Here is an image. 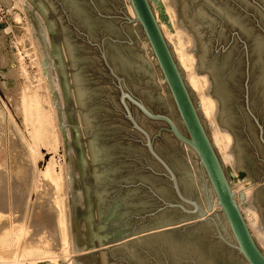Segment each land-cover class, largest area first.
Segmentation results:
<instances>
[{
  "label": "water",
  "instance_id": "obj_1",
  "mask_svg": "<svg viewBox=\"0 0 264 264\" xmlns=\"http://www.w3.org/2000/svg\"><path fill=\"white\" fill-rule=\"evenodd\" d=\"M45 18L84 264H264L160 0H28ZM238 179L264 182V0H170ZM247 205L264 231V185Z\"/></svg>",
  "mask_w": 264,
  "mask_h": 264
},
{
  "label": "rangeland",
  "instance_id": "obj_2",
  "mask_svg": "<svg viewBox=\"0 0 264 264\" xmlns=\"http://www.w3.org/2000/svg\"><path fill=\"white\" fill-rule=\"evenodd\" d=\"M129 3L130 0H123L129 17L133 19L130 12L132 7ZM160 3H167L172 6L170 0H160ZM157 8L158 5L154 4L153 9L157 10ZM172 12L174 20L176 19L175 24L178 25L177 14L174 8ZM165 29L169 35L172 34L170 36L176 38L177 33L175 34L173 30L171 31V28L167 27ZM188 36L190 37V44L186 43L184 48L195 58L190 53L193 47V39L189 34ZM169 41L172 42L171 39ZM170 42L168 43L174 50L175 47ZM174 51L177 60V51ZM178 63L181 67L180 62ZM193 63L195 67L197 63L196 58ZM181 68L183 69V67ZM183 71L186 76L184 69ZM204 76L207 78V84L204 87L205 92H207L210 86L208 75H199V77ZM185 80L187 81L186 77ZM189 86L195 92L200 105L198 92L190 84ZM29 94L36 96L48 115V121L43 125L45 139L40 138L37 142L34 140L35 134L32 133V127L25 125L20 109L23 96ZM209 97L212 98L211 96ZM212 100L215 101L213 98ZM215 105L216 113L217 103ZM201 112L203 114L202 109ZM215 122V126L219 127L216 118ZM207 123L212 139L215 131L208 121ZM218 131H220V128ZM222 133L224 132H221V135ZM225 133L231 137L230 145L226 151L232 156L234 164V157L229 153L233 144V138L229 133ZM45 150L53 152L56 170L60 169V171H63V178L61 179L62 188H60L61 191L54 193V196H52L53 186L49 185L47 179L41 180L39 178L38 180H41V183L38 185V189L35 192L32 191L33 193L31 192L30 196H28L29 207L32 208L40 196V203L46 207L49 206L55 212L57 219L59 210L64 215L67 209L68 215L66 217L70 229V242H67L65 245L59 242L60 236L58 238L55 236V234L60 235L59 228L56 230L57 226L50 229L52 232L44 230V232H47V235L42 232L45 238L48 237L49 239H45L42 233L39 235L35 234L34 228L32 229V226L29 224V217L32 211L30 212L27 209V221L25 220V225L27 226L28 224V235L20 243L19 248L12 245L8 247L4 246L5 248L0 249V257H4L5 261L9 264L13 262L12 259L15 258L16 254L18 261L14 264H84L80 247L72 171L45 18L28 0H0V185L4 186V183H6V186H9L8 188L12 190L14 183H18V181H15L16 177L14 173L17 172V169L28 172L32 168H36L37 173L42 172L47 165L44 160L47 162V159L51 157H43V154L46 152ZM216 150L221 158V153L217 148ZM224 167L228 177L229 173L234 174V177H229L231 188L234 192L237 190L235 192L237 195L235 199L244 218H248V221L252 220L251 213L247 210L251 208L247 203L253 195L254 190L264 185V182L252 183L251 177L240 181L231 165ZM22 179H19L21 186L26 185L28 179H24V177ZM2 180L5 181L2 182ZM246 186L249 187L247 188L249 193L247 196L243 191ZM13 211L16 212L15 210ZM13 211L11 213L0 212V235L8 227L12 229L14 227L13 222L20 218L21 215L18 213L14 214ZM37 213H40V211ZM58 231L59 233H57ZM49 232H51L52 236L49 235ZM9 238L10 236H5L6 240ZM53 240L56 242H53ZM44 242L48 243V245L43 244Z\"/></svg>",
  "mask_w": 264,
  "mask_h": 264
},
{
  "label": "bare ground",
  "instance_id": "obj_3",
  "mask_svg": "<svg viewBox=\"0 0 264 264\" xmlns=\"http://www.w3.org/2000/svg\"><path fill=\"white\" fill-rule=\"evenodd\" d=\"M152 4L154 5V3H152ZM162 4L164 7V11L168 17V20H167V22H165L164 19L162 18L161 14H160L159 6H158L157 10L154 9L156 19H157V21H158V23L162 29V32H163L166 40H168V42H170L169 39H171L172 42H170V43H173L172 45H174V47H175L174 50L177 51V61L180 62L181 67H183V69L186 72L185 77L188 81L187 83H189L193 87V89H195L199 94L200 108L203 111V115H204L205 119L214 128L215 132H214V136H212L213 137L212 138L213 139V145L221 153V161H222L223 165L224 166L231 165L233 167L232 156L230 154H228L226 151L230 145L229 143L231 141V137L228 134H226L225 132L222 133V135H221V132L218 131L219 127L215 126V124H216V122H215L216 105L215 104L216 103H215V101L212 100V98H210L209 96L206 95V92L204 90V87L207 84V78L205 76L199 77V75H197L195 67L193 66V64H194L193 62L195 61V58L191 54H189L188 51L185 50V48H184L185 44L186 43L188 44L190 42V37L188 36V33L186 31H184L183 29L178 27V25L175 24L176 19L174 20V18H173V15H172L173 14V12H172L173 8H171L173 6L168 5L167 3H165V4L162 3ZM130 12H131V16L133 18H135V15H134V12L132 9H130ZM167 27L169 29L171 28V31L173 30L175 32V34L177 33L176 38L170 36L172 34L169 35V33L166 32L165 28H167ZM200 86H201V88H200ZM20 109L22 111V115L24 118L25 125L32 127V133L35 134V136H34L35 142H37L40 138L45 139V136H44L45 129H44L43 125L45 122L48 121V115H47V113H45L42 105L40 104V102L38 101L36 96L31 95V94L24 95L22 98V103H21ZM45 151L46 152H45V154H43V157H48V156H51V157L48 158L49 160L47 159V162L42 157V159L47 164L45 169L42 172L37 173L36 168H32L28 172H25L24 170L17 169V172H14V173H15V177H16L15 181H18V183L16 184V182L14 181L15 182L14 188L12 186V190L10 188H8L9 186H6V183H4V186L0 185V212L11 213L13 210H15L16 212L13 211L14 214L18 213L21 215L18 220L13 222L14 227H12V229H10L8 227L0 235V249L5 248L4 246L8 247V246H12V245L14 247L19 248L18 246L20 245V243L22 241H24V238L29 233L28 228H27L28 224H27V226L25 225L26 224L25 220L27 217L26 212L28 211L27 209H29L30 212L32 211V213L29 212L31 214V216L29 217L30 218L29 224L32 226V229L34 228L33 230H34L35 234L39 235L40 233L44 232V230L51 231L50 229H53L57 226L56 230H57V228H59L60 235L55 234V236H57V238H58V236H60L59 242L63 245H65L67 242L68 243L70 242V233H69L70 229H69V223H68V220L66 217L68 215L67 209H66V212L64 213V215H62L61 211L59 210L58 219H57L55 212L52 211V209L49 206L46 207L44 204L40 203V201H39L41 199L40 196L37 198V201H35L36 204H34L32 208L29 207L28 196H30L29 194L32 191L35 192L38 189V185H40L41 180L47 179L49 181V185L53 186L52 196H54V193L61 191L60 188H62L61 179L63 178V171L62 170L60 171V169L56 170V168L54 166V154H53V152H51L49 150H45ZM22 177H24V179L25 178L28 179V181L26 180L27 184L22 185L23 187L21 186L20 180H19V179H22ZM39 178L41 179L40 181L38 180ZM4 181L2 180V182H4ZM46 185H48V184H46ZM41 186H42V184H41ZM247 188H249V187L246 186L245 189L243 190L245 192L244 194H246V196L249 194ZM232 191H233V189H232ZM16 204H17V206H16ZM247 210H249L248 212H250L251 216H252V220H250V221H248L247 220L248 218L246 219V217H245L248 228L250 229V232H251L253 238L255 239V241L257 242L258 246L264 252V231L260 230L257 227L258 222H259L258 213L253 208L247 209ZM38 211H40V213H37ZM51 232H49V235H51ZM44 233L46 234L47 232H44ZM57 233H59V231ZM42 235L45 238V235L43 233H42ZM5 236H10V238L8 240H6ZM45 239H49V238L47 237ZM45 242L43 244H46ZM53 242H56V241L53 240ZM46 245H48V243ZM16 255L14 256L15 258L12 259L13 262L11 261L12 263H10V264L17 263L18 259L16 258L17 257ZM5 260L6 259L4 257H0V264H9Z\"/></svg>",
  "mask_w": 264,
  "mask_h": 264
}]
</instances>
